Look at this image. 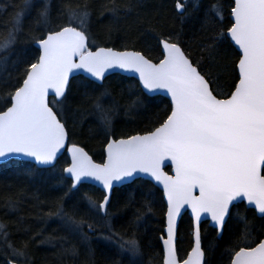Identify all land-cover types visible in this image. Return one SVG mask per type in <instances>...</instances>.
<instances>
[{"label":"snow or ice","instance_id":"1","mask_svg":"<svg viewBox=\"0 0 264 264\" xmlns=\"http://www.w3.org/2000/svg\"><path fill=\"white\" fill-rule=\"evenodd\" d=\"M11 7L10 26L0 31V168L54 181L61 195L47 211L33 197L35 218L60 221L52 235L22 216L11 225L0 219L4 264H32V249L45 244L59 264L68 257L78 264L81 253L79 264H95L100 241L111 246L112 264H144L138 229L160 190L166 227L148 264L156 256L159 264H208L205 242L214 248L226 233L224 264H264V0H172L163 14L148 0ZM133 15L134 35L117 45L113 34ZM191 21L198 27L186 39ZM22 39L34 48H18ZM119 73L134 83L108 86ZM153 108L150 126L117 130L121 112L131 120ZM90 115L89 132L102 138L100 162L79 142ZM90 182L100 186L98 197L82 191ZM132 185L141 200H118ZM3 200L9 212L21 203L18 195ZM134 204L128 227L114 229L113 218ZM185 217L191 242L181 255ZM209 223L211 233L203 230Z\"/></svg>","mask_w":264,"mask_h":264},{"label":"trees","instance_id":"2","mask_svg":"<svg viewBox=\"0 0 264 264\" xmlns=\"http://www.w3.org/2000/svg\"><path fill=\"white\" fill-rule=\"evenodd\" d=\"M207 2V0H206ZM21 0H2L0 1V31L6 30L9 27V20L14 11L11 7L12 4H20ZM55 4V0H54ZM148 4L151 9H159L163 14L165 9H170L172 0H148ZM4 9V11H3ZM53 15H56V11L54 8ZM35 16V12H33L30 16H27L24 20V30L28 31V26L32 22V18ZM167 18L171 21V12H167ZM95 19V17H94ZM133 17H130L127 21V24L121 25V31L113 34L114 40H116L117 45H119L122 40L127 35H134V31H128V25L132 24ZM179 27V24L176 25ZM198 25L195 21H191L185 25V38L193 39V32L195 31ZM18 48H34L30 41L21 40L17 45ZM137 48H140V44H137ZM153 55H157L153 53ZM123 79V84L126 86L129 83H134L131 78H126L118 74H113L106 81L108 86H114ZM119 99V97H117ZM2 100V99H0ZM123 103V101H121ZM160 107H163L161 105ZM159 109L153 108L149 111L142 112L139 116L129 120L128 117L123 115V112L116 118L114 121L117 130H127L129 128H144L145 126H150L149 122L154 120L153 113L158 111ZM95 120L94 116H88L85 120L84 128H83V136L80 138L81 143L85 144L87 148L90 150V154L93 155L94 159L97 162H100V152L102 151V138H97L96 132H89L88 126L91 123L92 127L95 128L96 124L92 123ZM3 165V164H2ZM0 165V166H2ZM54 181L45 182L38 178H27L22 175H17L10 169L0 168V219L9 222L11 225L15 222L18 217H24L25 223L28 225H32L33 227L44 228V236H49L53 234V230L58 228L60 223L56 218H52L46 221L39 220L36 217V209L34 205L37 201L33 198L34 196L39 197L40 201H43L41 208L44 211L48 210L49 202L56 199L60 192L55 190L52 187ZM95 190V191H93ZM82 191H88L90 194L95 196H99L100 192L95 187L90 185H86ZM141 189H138L137 185H132L130 189H127L123 193L117 194L118 200L127 199L129 195H134L136 201L141 200L140 195ZM5 194H12L14 197L19 196L21 203L18 206L16 212H9L8 208L5 207V202L3 200V196ZM164 201L162 198V193L158 192L154 197V214H149V216L145 217L141 222V226L138 229L139 235L141 237L142 243L144 245V264H148L149 253L155 255L160 251V247H157L159 244V236L162 235L163 227H164ZM65 207L68 210H71V203L66 202ZM137 205H133L128 209L122 211L119 215L113 218V228L116 230H121L122 228H127L130 221L134 219V213L136 211ZM181 255H183V250L189 249L190 245V237L187 234V217H185V222L181 224ZM203 230L207 233L212 232V228L208 227L207 224L203 225ZM231 231L235 233L237 231V226L233 225ZM15 240H19L21 238L20 233H14ZM211 239V236H209ZM232 239L235 240L236 236L233 235ZM53 243L58 244V240H54ZM95 244V254H94V262L95 264H112V259L114 258V253L111 249V246L105 244L103 241H100L98 244ZM229 244V234L226 233L224 236V240L217 242L216 247L208 248L207 242H205L206 249V257L208 260V264H224L221 260V253L224 252L225 248ZM118 259V257H115ZM85 259L83 253L76 258L78 264ZM5 254L2 249H0V264H4ZM73 258H65L64 264H72ZM160 257L156 256V264H159ZM32 264H59L56 249L52 247L51 244L40 245L38 247H34L32 249Z\"/></svg>","mask_w":264,"mask_h":264},{"label":"water","instance_id":"3","mask_svg":"<svg viewBox=\"0 0 264 264\" xmlns=\"http://www.w3.org/2000/svg\"><path fill=\"white\" fill-rule=\"evenodd\" d=\"M118 75H121V76H124V77H127V78H129L128 77V74H124V73H119ZM1 164H4V162L3 161H0V165ZM168 169H166V171H167ZM88 185H90V186H93V187H95L96 189H98L99 190V188H100V186L99 185H96V184H94V183H89ZM160 192L162 193V190H160ZM163 198V197H162ZM164 201V200H163ZM164 203H166L165 201H164ZM246 203V202H245ZM207 226L208 227H210V223L209 224H207ZM166 227V224H165V221H164V227H163V232H162V235L164 234V228ZM211 228V227H210ZM161 236V235H160ZM159 236V237H160ZM158 240H159V238H158ZM159 244H160V241H159ZM161 247H162V245H161ZM188 250H190V248L188 249Z\"/></svg>","mask_w":264,"mask_h":264},{"label":"rangeland","instance_id":"4","mask_svg":"<svg viewBox=\"0 0 264 264\" xmlns=\"http://www.w3.org/2000/svg\"><path fill=\"white\" fill-rule=\"evenodd\" d=\"M0 9H1V8H0ZM3 102H4L3 100H0V105H2V104H3Z\"/></svg>","mask_w":264,"mask_h":264},{"label":"bare ground","instance_id":"5","mask_svg":"<svg viewBox=\"0 0 264 264\" xmlns=\"http://www.w3.org/2000/svg\"><path fill=\"white\" fill-rule=\"evenodd\" d=\"M0 1H2V0H0ZM2 10V8L0 9V11ZM3 11H4V9H3ZM124 77V76H123ZM127 78V77H126Z\"/></svg>","mask_w":264,"mask_h":264},{"label":"flooded vegetation","instance_id":"6","mask_svg":"<svg viewBox=\"0 0 264 264\" xmlns=\"http://www.w3.org/2000/svg\"><path fill=\"white\" fill-rule=\"evenodd\" d=\"M32 46H33V44H32Z\"/></svg>","mask_w":264,"mask_h":264}]
</instances>
